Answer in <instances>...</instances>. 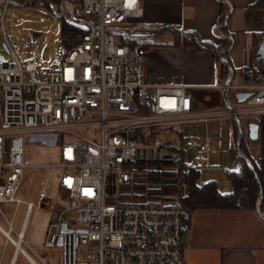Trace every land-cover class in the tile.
Here are the masks:
<instances>
[{
    "label": "built area",
    "instance_id": "obj_1",
    "mask_svg": "<svg viewBox=\"0 0 264 264\" xmlns=\"http://www.w3.org/2000/svg\"><path fill=\"white\" fill-rule=\"evenodd\" d=\"M54 1L60 16L87 31L60 65L42 69L9 42L5 17L11 0H0V32L11 51V58L0 59V210L2 202L24 201L18 192L26 168L59 167L69 199L49 223L44 244H60L62 264H188L193 209L184 202L188 185L180 177L179 148L200 172L224 168L211 160L220 132L208 122L236 115L257 121L264 114V82L234 84L227 81L229 71L217 88L253 92L233 107L198 108L186 84L152 82L146 48L120 39L132 28L130 18L142 15L140 0ZM225 100L230 102L227 93ZM200 124L206 127L203 137L181 136L184 126ZM45 132L67 136L59 161L28 162V134ZM27 204L30 209L32 202ZM69 212L80 225L64 230ZM13 228L9 220L5 232L16 250L33 264H48L23 247V229L14 238Z\"/></svg>",
    "mask_w": 264,
    "mask_h": 264
},
{
    "label": "crops",
    "instance_id": "obj_2",
    "mask_svg": "<svg viewBox=\"0 0 264 264\" xmlns=\"http://www.w3.org/2000/svg\"><path fill=\"white\" fill-rule=\"evenodd\" d=\"M225 1L227 2L226 8L230 12L223 20L220 17L223 7L222 0H140L142 15L130 18L132 28L129 33L131 32V35L141 40L154 39L157 41L146 47L145 67L148 78L155 83L186 84L193 97L194 106L198 108L208 109L227 105L224 92L216 87L220 77L226 78L222 65L208 48L170 43L173 33L165 29L166 27L175 28L180 32H195L201 40H209L218 44L224 35L221 27L226 21L227 33L229 32L232 37V44L225 57L231 62L236 72L250 62L258 65L264 61V58L256 54L260 43L264 41V5H256L254 3L256 0ZM136 27L144 31L135 34L132 30ZM229 71L228 67V73ZM239 78L240 81L234 79L233 83H246L240 72ZM231 89L238 100L237 93L241 90L237 87ZM229 91L227 92L228 97ZM229 100L231 102L230 97ZM240 120L243 129L242 141L249 154L258 160L262 155L261 138L250 136L249 123L252 120L247 117H241ZM226 123L231 126V129L227 136L224 135V138L221 137L222 132L218 127L208 128L220 132L214 142L217 141V144L225 147L229 146V142L231 148V144L238 140L241 128L235 117L226 116ZM190 126L204 127L201 132L199 129H194L192 135L200 137L205 135V125ZM180 134L188 136L184 127L180 130ZM29 145L28 143L26 146L28 162L52 163L51 161H33V153L29 150ZM236 145L238 149V142ZM56 151L60 159L61 148ZM215 153L217 152H212L211 160L216 157ZM228 160L231 163V169H239L241 165L239 150L236 152L232 149ZM214 163L219 162L214 161ZM219 169L225 170L226 167ZM60 172V168L56 170L51 185L43 191L39 205L36 206L32 199L25 197H21L24 201L18 205L12 201L1 203L0 264H33L25 253L16 250L15 242L8 238L5 230L9 228V220H13L14 227L11 235L17 238V233L23 229V247L37 260H39L38 255L43 256L49 264L45 251L41 249L45 245L44 236L50 221L60 214L69 199L68 191L60 185ZM219 188L221 191L232 190V188L225 190L220 186ZM60 192L65 194L66 200L57 196ZM260 199L261 194H259L257 204ZM28 201L32 202L30 209ZM34 211L36 212L35 219L28 232V225ZM44 216L45 219L42 220ZM65 222L71 227L78 226L72 212H69L68 220ZM185 256L188 264H264V210L260 211L258 207L256 209L243 207L193 209V227L185 247Z\"/></svg>",
    "mask_w": 264,
    "mask_h": 264
},
{
    "label": "rangeland",
    "instance_id": "obj_3",
    "mask_svg": "<svg viewBox=\"0 0 264 264\" xmlns=\"http://www.w3.org/2000/svg\"><path fill=\"white\" fill-rule=\"evenodd\" d=\"M55 1L32 3L22 0H11L9 7L6 11V27L7 36L9 42L17 53L24 60H32L38 64L42 69L51 68L61 64L66 50L63 47V43L60 36L61 31V16L54 7ZM229 6V4H228ZM60 10H62L61 4H59ZM2 11V2H0V14ZM67 11H71V8H67ZM78 14L83 15L82 8H77ZM229 10L227 15H229ZM68 18V17H67ZM69 19V18H68ZM71 20V19H70ZM144 30L140 27H136L132 30L133 33L139 34ZM128 33V35H130ZM122 36H120L121 38ZM142 44V43H141ZM143 45V44H142ZM144 46V45H143ZM0 53L4 54L7 58H11V51L8 48L7 41L0 32ZM235 81H240L239 70L236 72ZM229 97L233 105H238L240 102L236 99L233 89L229 91ZM214 126L218 127L222 132V136H227L231 129V126L226 123V116L213 117L209 122V128ZM194 129L203 131L204 127H196L186 125L184 131L186 135L190 136L194 133ZM163 134H173V132H162ZM30 138L29 150L33 153V161H58V148H60L61 141L66 138L61 133H31L28 134ZM217 142V141H216ZM215 142V143H216ZM228 142V141H227ZM235 141L233 144L228 142L229 146L215 144L216 151L212 161H217L223 164L226 169L219 168H206L201 170L199 181H205L211 178L216 179L219 186L222 189L230 190L232 188L231 181L228 178L227 171L231 169V163L228 157L232 154V149L237 152V145ZM219 146V147H218ZM218 149V151H217ZM220 152V153H219ZM220 155V156H219ZM222 155V158H220ZM59 167L52 166H40L33 170L32 168L25 169L24 180L19 189L18 196L32 199L36 206L39 205L40 199L43 196V191L47 186L51 185L53 181V175L56 174V170ZM58 197H62L66 200L65 194L60 192ZM62 208V207H61ZM63 208L61 209V211ZM60 211V213H61ZM35 211L33 212L29 225L28 232L31 230L34 219ZM60 214L55 216L51 221L57 220ZM50 217V216H47ZM45 219V216L42 220ZM50 221V222H51ZM45 222V221H44ZM76 225H80L76 222ZM42 250L46 253V258L49 264H62L61 263V246L56 245H44ZM85 254H88L85 252Z\"/></svg>",
    "mask_w": 264,
    "mask_h": 264
},
{
    "label": "trees",
    "instance_id": "obj_4",
    "mask_svg": "<svg viewBox=\"0 0 264 264\" xmlns=\"http://www.w3.org/2000/svg\"><path fill=\"white\" fill-rule=\"evenodd\" d=\"M32 3L50 2L51 0H22ZM223 7L221 13V19L227 17V2L222 0ZM256 5H264V0H256ZM221 27L224 31V35L221 37L218 44L209 40H201L195 32L184 31L180 32L175 28L166 27L173 33L172 40L169 41L172 44L180 45H192L197 48L210 49L216 59L221 63L223 68V74L228 76V64L223 62L219 56V51L224 50V55L228 53V49L232 44V37L227 33V23ZM87 31V27L79 22L68 19L65 16H61V31L60 36L64 49L67 51L73 45L83 39V35ZM122 41L133 46L136 43H142L144 47L156 43L154 39L141 40L135 35H121ZM240 75L246 83L260 84L264 82V61L256 65L253 62L243 66L240 69ZM236 77V70L232 80ZM260 124V138L262 141V155L258 160L254 159L247 151L244 142L242 141V149L248 157L252 160L254 167H252L248 160L241 156V165L239 169H230L227 175L232 183V190L221 191L216 179L211 178L203 182H199L200 171L189 166L187 164V152L183 148H179L182 152L181 156V169L180 177L188 185V192L184 199V202L192 209L198 207H215V208H230V207H243L249 209H256L258 207L257 201L260 194V179L263 187V197L261 199V208L264 210V114L257 120ZM183 135V132L181 131Z\"/></svg>",
    "mask_w": 264,
    "mask_h": 264
},
{
    "label": "water",
    "instance_id": "obj_5",
    "mask_svg": "<svg viewBox=\"0 0 264 264\" xmlns=\"http://www.w3.org/2000/svg\"><path fill=\"white\" fill-rule=\"evenodd\" d=\"M258 52L260 53V56L262 58H264V41H262L260 43L259 48H258ZM219 56H220L221 60L223 62H225L226 64H228V66L230 68L231 74L227 77V81H230V80H232V76L234 74V67L232 66L231 62L225 57L224 50L219 51ZM6 58L7 57L4 54L0 53V59H6ZM252 92H253V90H241V91H239L237 93L238 100H240V101L244 100ZM226 93H227V90H224V94H226ZM226 102H227L228 106H230V107L234 106L232 103L228 102V100H226ZM240 118L241 117L239 115H236V119H237L238 124H239V126L241 128L240 135H239V138H238V150H239L241 156L245 157L248 160L249 164L252 167H254V164H253L252 160L250 159V157H248L242 150L243 129H242V123H241ZM249 128H250L249 133H250V136L252 138H258L260 136V124H259V122L255 121V120L250 121ZM258 181H259V183L261 185L260 194H261V199H262V197H263V187H262L260 179H258ZM261 199H260L259 204H258V210H260V211L262 210V208H261ZM63 229L64 230H68V229H71V227H69L66 222H63ZM59 242L61 243V239H60Z\"/></svg>",
    "mask_w": 264,
    "mask_h": 264
}]
</instances>
